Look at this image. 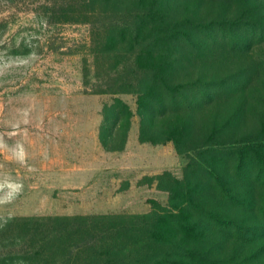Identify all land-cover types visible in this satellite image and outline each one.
<instances>
[{
    "label": "rangeland",
    "instance_id": "obj_1",
    "mask_svg": "<svg viewBox=\"0 0 264 264\" xmlns=\"http://www.w3.org/2000/svg\"><path fill=\"white\" fill-rule=\"evenodd\" d=\"M53 1L0 0V229L30 216L181 213L209 228L182 246L215 264H264V43L237 52L221 41L228 29L191 36L201 55L181 60L177 80H251L216 87L212 103L181 113L178 144L164 133L176 118L139 112L132 92H96L116 54H95L108 40L89 24L55 22ZM169 3L172 20L264 21V0ZM116 99L129 115L113 126L104 107ZM16 234L0 232V260L23 248Z\"/></svg>",
    "mask_w": 264,
    "mask_h": 264
},
{
    "label": "trees",
    "instance_id": "obj_2",
    "mask_svg": "<svg viewBox=\"0 0 264 264\" xmlns=\"http://www.w3.org/2000/svg\"><path fill=\"white\" fill-rule=\"evenodd\" d=\"M169 1L54 0L53 7L47 11L56 13L55 22L87 23L95 36L102 35V42L105 38L108 40L95 54H116L117 63L112 75L97 84L96 92H132L137 96L139 112L148 113L151 118L168 115L169 122L176 118L164 133L177 139L179 144L186 131L185 121L176 124L181 113L212 103L216 87L226 89L231 87L230 83L234 88L240 82L247 84L251 80H239L241 72L218 83L199 78L187 82L177 80L183 59L188 56L190 60L191 56L196 57L195 53L201 55L198 53L201 45L191 36L208 32L209 36L219 35L228 29L233 35L230 40H221L225 47L245 52L253 45L264 43V21L256 16L232 21L210 20L204 24L189 18L172 20L167 10ZM124 60H131V64L128 66ZM104 109L114 118L113 126L129 115L118 99L116 104ZM107 121L105 116L104 122ZM103 141L104 147L109 148L108 140ZM257 157L264 165V152H258ZM259 174L260 170L256 175ZM204 214L215 217L210 212ZM180 216L183 215L165 212L152 217L88 214L14 218L0 232L16 228V239L24 246L14 258L2 257L0 264L4 260L22 264H215L197 248L182 246L190 241V236L194 240L202 239L209 228L190 218L184 222L185 217L180 220ZM174 245L179 247L175 250L171 248Z\"/></svg>",
    "mask_w": 264,
    "mask_h": 264
}]
</instances>
